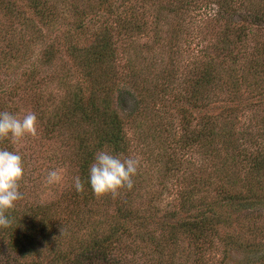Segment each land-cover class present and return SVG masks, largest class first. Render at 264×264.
<instances>
[{"label":"trees","instance_id":"trees-1","mask_svg":"<svg viewBox=\"0 0 264 264\" xmlns=\"http://www.w3.org/2000/svg\"><path fill=\"white\" fill-rule=\"evenodd\" d=\"M16 1L0 0L1 18L7 19L9 23L7 27L0 24V71L4 69L10 74L25 64L27 66L21 71L22 80L18 83H9V86L4 89L3 96H6V98L4 97L6 109L16 111L18 108L14 105L19 103L22 105L30 102L32 106H36V104L41 105L54 101L49 97L47 98L44 93V86L41 87L43 84L41 81L45 82L47 78L40 76V73L45 66L51 63L52 57L58 55V48L51 44L50 49L43 51V58L38 60L33 56L35 45L43 36V26L56 27L52 24L57 22L60 15L61 18L72 19L66 26V37L64 38L67 40L64 45L68 46L63 45L65 47L63 53L70 56L74 61L71 68L74 69L75 62L79 65L75 66L79 69L77 72L81 74V81H72V76L70 78L65 76L66 81H61L65 72H68L64 66L60 68V71H64L61 75L63 77L51 78L46 83H54V80H57L58 83H62V86H67L68 89L65 93V100L60 104L61 117L58 121L50 124V129L46 130L45 136L55 137V133L58 131L57 127L66 128L71 124H79L82 130L76 131L75 143H66L65 145L69 149L74 148L72 159L77 163L79 176L86 181L89 166L93 163L97 152L105 151L122 157L127 155L131 148L126 129L127 126H132L137 122L131 123L129 121L130 115L124 116L115 106L116 98L126 95L131 99H138V102L141 100L143 103L142 98L146 97L147 104H152L175 90L174 83L177 72L174 67L175 62H177V49L174 45V39L177 38V33L182 30L181 24L178 23L177 27H172L169 30L167 33L168 43L162 44L158 32L161 31L159 25H162L163 22V9L160 8L159 12L153 14L150 20L146 12L147 2L153 6L155 2L161 0H22L34 16L33 19L28 17L29 20L24 10L17 7ZM198 1L185 0V3L190 5L194 2L198 3ZM209 2L212 4L211 1ZM218 4L217 15L209 18H211V22L217 19L223 22L224 30L216 38L218 46H215L213 50L217 56L230 58L229 48L235 47L237 43L245 40L247 28L232 18L231 13L234 10H230V5H235L232 0H223ZM135 6L140 10H136ZM103 9L108 11L107 13L105 11L106 17L100 15V12L104 11ZM167 14L172 13L167 12ZM37 20L42 23L41 26L36 24ZM44 20L46 21L44 22ZM95 26L96 28L93 30ZM150 27L155 30L153 35L157 34L155 39L158 49H163L162 52L165 57L167 56L165 69L161 67V69L156 70L153 67L154 63L148 61V49H142L138 45L139 40L146 36ZM87 33L90 35L91 43L80 47L78 41L81 36H85ZM204 58L205 61L201 65L194 64L195 75L186 82V86L190 89L187 103L191 106L197 104L198 107H201L205 100L199 98L201 95L196 96V94H199L200 89L203 88L210 92L214 88V81H217L214 74L215 65H212L214 58L210 60ZM176 94L173 96L178 99L183 97V95ZM36 113L37 118L41 119L42 113L44 116L46 112L38 109ZM172 124V121L166 124L167 128L162 136L164 138L168 135L169 141L166 144L172 150L165 155L166 160L164 162L167 171L174 167L178 170L181 169L177 163L179 158L175 154L179 147H172L177 142L174 140V132L176 133L177 130ZM198 125L194 134H191L193 130L185 131L187 135L182 141L184 144L181 148L191 149V146L195 145L200 151L199 156L206 160L207 150L211 154L210 151L213 148V128L209 123L203 121H200ZM231 126L223 125L221 132L217 134L224 147L229 146V140L232 141L230 139L232 134L228 131V129L231 130ZM69 129L71 127L65 130L68 131ZM60 132L58 136L61 135ZM237 134L239 135V132H236ZM0 142H8V138L0 139ZM212 157L213 154L207 159L204 166L201 165L197 168L198 170L193 171L195 174L189 178L188 187L180 193L177 192L176 204L171 210L163 211L161 222H155L156 218L159 217L158 214L161 213L157 196L143 202V207L139 204L132 205L135 197L133 194L135 185L133 184L132 189L126 190L125 199L124 197L122 199L117 198L111 202L108 198L110 197L109 193L105 194L104 203L100 204L105 205L104 209L110 208L112 211L109 217L111 222H114L110 232L103 236H96L97 234H95L86 241L75 239L74 242L77 245L74 246L73 244V249L69 253L64 251L61 253V250H58L63 238L56 230L53 231L54 228L51 226L54 216L62 211L58 201L53 204L30 205L22 211L9 209L6 214L12 218L13 223L8 228H0V248H8L12 252L17 251L20 258H30L31 255L39 253L37 247L42 245V241H46L52 245L50 250L53 251L51 256L53 264L67 257L72 259L71 256L75 254L71 264H114L111 254L114 252L116 243H120L124 238L133 237V240L141 241L144 247L150 248L157 255L159 260H156L155 264H175L176 257L180 262H178L179 264H187L188 255L192 258L195 257L193 264H206L203 253L213 249L214 240L223 244L232 238L226 232V227L232 223L230 221L231 213L239 214L242 210L251 209V202L249 201L258 198L254 191L255 185L257 186L259 183V181L256 182V176L258 178L264 177L263 161L256 162L254 160L255 162L252 163L250 161L252 158L239 159L240 157L235 158L229 164L220 161V172L230 187L236 183L235 181L231 183L228 181L230 167H236L235 162L238 164V161L242 167H246L250 163L249 170H246L245 176L241 178V181H245L246 184V188L243 190L246 198L240 196L239 193L231 194L227 188V183H222L221 186L214 188L211 176L216 170L213 169ZM242 167L241 169H243ZM241 169L233 170L232 173L235 175L243 174ZM253 173L256 176H252ZM84 191L81 192L80 204L76 205L70 201L73 204L72 209L77 214H74L77 220L88 214L83 207L93 205V200L96 199L87 183H85ZM143 211H146L147 215H141ZM63 212L69 217L72 214L65 208L62 214ZM78 216L80 217L78 218ZM247 216H243L241 220H248ZM152 224L160 229L159 235L154 233L151 236L146 231H141ZM247 225L246 231L249 229L253 232H261L254 223H250L249 226L247 221ZM134 228V232L136 233L137 230V234H134ZM184 242L187 243L188 248L189 245L193 244V250L181 248ZM249 246L253 245L241 246L237 243L232 245L233 248L230 246V249H236L245 255L244 252ZM230 249L229 247L223 248L222 253L225 256L229 255ZM262 254L255 260L250 259L251 263L249 264H264V252ZM246 255L250 256L248 253Z\"/></svg>","mask_w":264,"mask_h":264},{"label":"rangeland","instance_id":"rangeland-1","mask_svg":"<svg viewBox=\"0 0 264 264\" xmlns=\"http://www.w3.org/2000/svg\"><path fill=\"white\" fill-rule=\"evenodd\" d=\"M209 1L212 4H209ZM222 1L199 0L198 3L194 2L196 4L187 5L185 0H161L155 2L153 6H150L149 2H147L146 12L149 20L153 14H156L157 11L159 12L160 8L163 9V22L161 23L162 25H159L161 31L158 32L161 36L160 43L167 44V33L169 30L172 27H177L178 23L181 24L182 30L177 33L178 36L174 39V45L177 49V62H175L174 67L177 72L174 83L175 90L173 89L174 91L165 95L163 99L159 98V102L152 104H147L146 97L142 98L143 103L141 100L138 102V99H131L126 95H122L120 98L117 97L115 100V106L123 115H130L129 121L131 123L133 121L137 122V124L127 126L126 132L131 148L127 155L119 157L121 159L136 157L140 161L137 174L133 177V184L135 185L133 194L135 197L132 205L139 204L143 207V202L157 196L161 213L158 214L159 217L156 218L155 222L162 221L161 215H163L164 210L172 209L176 204L177 192L180 193L182 190H186L189 178L195 174L193 171L201 165L204 166L211 154H213V169L216 170L213 171L214 173L211 176L214 188L221 186L222 183H227L220 172V161H225L229 164L235 158L240 157L239 159L252 158L250 160L252 163L255 161L264 162V0H232L235 3V5H230V10H234L231 13L232 18L237 22H241L242 26L247 29L245 40L239 44L237 43L235 47L231 46L229 48L231 52L230 58L217 56L213 50L215 46H218L216 38L223 32L224 24L218 19L211 22L209 17L217 15L219 10L218 3ZM16 5L19 9L24 10L27 18H34L24 1L17 0ZM137 6H135L136 10H140ZM105 11L106 13L108 12L107 10L101 11L100 15L106 17ZM167 12L172 14H167ZM1 17L0 14L1 26L7 27L9 25L7 19ZM71 21L72 19L61 18L60 15L57 22L52 24L56 27L43 26V36L40 37L41 40H38L35 45V54L33 56L38 60L43 58V51L50 49L51 44L58 48V55L53 56L51 63L45 66L42 72L40 71V76L47 78L45 82L41 81L43 83L41 87L44 86L43 91L47 98L49 97L54 101L42 103L41 105L36 104V106H32L30 102L22 105L19 103L14 105V107L18 108L16 111L14 109L13 111H8L4 102L6 98V96H3L4 89L9 86V83H18L22 80L20 74L27 64L17 68L10 74L4 69L0 71V111L9 112L18 118H23L27 112H33L37 115L38 109L46 112L44 116L42 113L41 119L37 118V134L35 136L26 135L19 142L12 141L11 138H8V142H0L2 143L1 149L18 152L24 163V174L20 181V192L23 194V198L16 201L12 209L22 211L30 205H46L58 201L61 204L60 209L62 211L65 208L67 211L72 212L69 217L64 212L62 214L61 211L51 221V226L54 228L53 231L56 230L63 238V242L58 248L61 253L63 251L69 253L73 249V244L74 246L77 245L74 242L75 239L77 241H86L95 234H97L96 236L106 235L110 232L114 222H111L109 217L112 213L111 209H104L105 205H100L104 203L105 195H95L96 199L93 200V205L83 207L88 214L84 217L78 216V218L80 217L78 220L77 217H74L76 213L72 209L73 204L71 202L76 205L80 204L82 194L81 192H76L73 186V177L79 175L77 163L72 159L74 157L72 156L74 148L69 149L65 144L75 143L76 131L82 130L79 124H71L66 128L57 127L58 131L55 133V137L49 138L45 136L46 130L50 129V124L58 121L59 117H61L60 104L65 100V93L68 89L67 86H62V83H58L57 80H54V83H46L51 78L59 79V77H63L61 75L64 71H60V68L64 66L65 69H68V72H65L61 81H66L67 78L65 76L69 78L72 76V81H81V74L77 72L79 69L75 66L78 64L75 62L74 69L71 68L74 61L70 56L63 53L64 46H68L64 45L67 40V38H64L66 37V26ZM36 24L41 26L42 23L37 20ZM95 28L96 26L93 27V30ZM154 32L155 30L150 27L146 36L139 40L138 45L142 49H148V61L154 63L153 67L156 70L161 69V67L165 69L167 56L165 57L162 52L163 49H158L155 39L157 34L153 35ZM89 37L88 33L85 36H81L78 41L79 46L83 47L90 44ZM204 57H206V60L214 58L212 65H215L214 74L217 81H214V88L210 92L203 88L200 89L199 94H196V96L201 95L199 98L205 100L201 107H198L197 104L196 106H191L187 103L190 89L186 86V82L195 75L193 71L195 69L194 64L201 65L205 61ZM176 93L183 95V97L179 99L174 97L173 94ZM171 121L177 130L176 133L174 132V140H177V142L172 147H179L175 154L179 158L177 163H179L181 169L178 170L174 167L172 170L167 171L165 169L166 163L164 162L166 160L165 155L172 150L167 145L169 141L167 139L168 135L164 136V138L162 136L167 128L166 124ZM200 121L209 123L213 128L214 134L212 139L213 148L210 151L211 154L207 150L206 160L199 156L200 151L195 145H192L191 149L181 148L184 144L182 141L187 135L185 131L193 130L191 134L196 133ZM223 125H232L231 130L228 129L232 134L230 138L232 141L229 140V146L226 147L222 145L221 138L217 137ZM69 127L71 129L65 130ZM59 132L60 136H58ZM236 132H239V135H236ZM232 146L233 148H231ZM235 166L230 167V178H228V181L230 183L235 181L236 183L232 187L227 183V188L231 194L239 193L240 196L246 198V194L243 192L246 184L245 181H241V178L245 176L246 170H249L250 163L246 167H242L238 161V164L235 162ZM53 169L61 172L62 179L59 183L48 185L45 182L47 172ZM237 169H241L243 174L235 175V173H232L233 170L237 171ZM254 175L253 173L252 176ZM257 181L259 183H257V186L255 185L254 191L258 198L249 201L251 202L250 210H242L239 214L236 212L231 213L230 221L232 223L226 227L227 234L232 237L227 241L229 245L214 240L213 249L203 253L205 254L203 256L206 264H227L228 261L229 264H249L251 263L250 259L255 260L260 255H263L264 177L258 178L256 176ZM126 190L129 191L121 188L118 190L117 195L109 194L110 197L108 198H110L111 202L117 198L122 199L124 197L125 199ZM78 210L83 214L80 209ZM142 214L147 215L146 211H143ZM249 214L250 216H247ZM240 215L241 217L239 218ZM243 216H247L248 220L242 221L241 218ZM247 221L249 226L250 223H254L261 232H253L249 229L246 231ZM134 231L135 228L133 229ZM141 231H146L152 236L154 233L159 235L160 229L152 224ZM137 233L136 230L134 234ZM235 242L241 246H253H249L244 252L245 255H243L236 249H230V246L233 248L232 245L237 244ZM41 244L37 247L39 253L31 255L30 258H20L17 251L12 252L8 248H0V264H53L51 261L53 251L50 250L52 245L46 241H42ZM228 247L230 249L229 255L225 256L222 250ZM181 248L193 250L194 245L191 244L188 248L187 243L184 242ZM113 250L111 258L114 260V264H155L156 260H159L150 248L144 247V244L137 239L133 240V237L124 238L120 243L117 242ZM247 253L250 256L246 255ZM75 255L71 256V258H75ZM193 258L195 257L193 256ZM193 258L188 255L187 264H193ZM72 259L70 257L60 259L56 261V264H71ZM175 261V264L180 263L177 257Z\"/></svg>","mask_w":264,"mask_h":264},{"label":"clouds","instance_id":"clouds-1","mask_svg":"<svg viewBox=\"0 0 264 264\" xmlns=\"http://www.w3.org/2000/svg\"><path fill=\"white\" fill-rule=\"evenodd\" d=\"M37 116L27 112L23 118L6 111H0V139L11 138L19 142L26 135L37 134ZM140 161L136 157L121 159L110 152L99 151L95 154L93 163L89 166L88 175L82 180L79 175L73 177L76 192L84 191L87 183L96 196L118 194L121 188L132 189L133 177L137 174ZM24 174V163L16 151L0 149V228H8L13 220L6 213L12 209L15 202L23 198L19 191L20 181ZM62 179L59 170H49L46 184L59 183Z\"/></svg>","mask_w":264,"mask_h":264}]
</instances>
